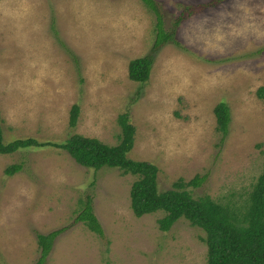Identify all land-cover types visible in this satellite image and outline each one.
I'll use <instances>...</instances> for the list:
<instances>
[{"label":"rangeland","instance_id":"1","mask_svg":"<svg viewBox=\"0 0 264 264\" xmlns=\"http://www.w3.org/2000/svg\"><path fill=\"white\" fill-rule=\"evenodd\" d=\"M172 38L155 45L142 0H0L3 140L62 141L73 132L118 142L117 114L134 125L128 155L157 165V184L204 175L193 195L240 201L264 157V0H155ZM150 54L147 79L127 63ZM230 121L215 129L213 106ZM79 111L68 125L71 104ZM11 163L21 168L7 174ZM135 175L84 166L46 144L0 153V264H31L36 232L62 228L44 264H205L203 230L183 217L161 230L162 211L136 216ZM91 197L102 235L75 220Z\"/></svg>","mask_w":264,"mask_h":264},{"label":"trees","instance_id":"2","mask_svg":"<svg viewBox=\"0 0 264 264\" xmlns=\"http://www.w3.org/2000/svg\"><path fill=\"white\" fill-rule=\"evenodd\" d=\"M154 13L155 40L157 45L173 32L181 17L173 20L170 32L163 29L162 14L155 0H142ZM152 57L144 54L130 58L127 63V75L130 79H147ZM264 95V87L256 90ZM79 107L73 103L69 109L68 125L75 124ZM215 129L223 136L230 121V110L223 100L213 106ZM1 117V114H0ZM120 126L118 142L109 144L97 138L78 132L71 133L62 141L38 140L33 136L16 137L3 140L0 118V153H10L27 146L50 144L66 150L76 162L98 169L100 166L117 167L123 173H131L135 178L129 187V204L136 215L160 210L157 218L161 230L168 229L178 218H185L190 224L203 230L201 240L205 244V264H264V157L262 167L250 183L246 196L240 201H218L204 193L193 195L189 186H198L204 175H194L188 180L179 178L170 187L159 188L157 184V165L149 160L135 159L128 155L133 144L134 125L128 114L121 112L116 118ZM21 168V163H11L5 167L7 174ZM79 209L74 219L82 221L88 229L102 235V226L92 210L91 197L78 199ZM62 228L47 233L36 232V241L40 248L38 258L31 264H44L54 237Z\"/></svg>","mask_w":264,"mask_h":264}]
</instances>
